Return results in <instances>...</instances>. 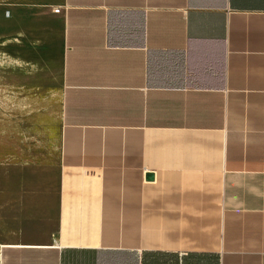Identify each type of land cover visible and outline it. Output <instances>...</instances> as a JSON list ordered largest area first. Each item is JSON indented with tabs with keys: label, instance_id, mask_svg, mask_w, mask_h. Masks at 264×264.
Returning <instances> with one entry per match:
<instances>
[{
	"label": "crops",
	"instance_id": "1",
	"mask_svg": "<svg viewBox=\"0 0 264 264\" xmlns=\"http://www.w3.org/2000/svg\"><path fill=\"white\" fill-rule=\"evenodd\" d=\"M9 20L63 89L57 161L0 168V264H264V0Z\"/></svg>",
	"mask_w": 264,
	"mask_h": 264
},
{
	"label": "rangeland",
	"instance_id": "2",
	"mask_svg": "<svg viewBox=\"0 0 264 264\" xmlns=\"http://www.w3.org/2000/svg\"><path fill=\"white\" fill-rule=\"evenodd\" d=\"M38 1L0 0V168L49 166L58 157L63 89L59 66L56 62L46 70L30 50L10 48L15 27L9 20L10 3Z\"/></svg>",
	"mask_w": 264,
	"mask_h": 264
},
{
	"label": "water",
	"instance_id": "3",
	"mask_svg": "<svg viewBox=\"0 0 264 264\" xmlns=\"http://www.w3.org/2000/svg\"><path fill=\"white\" fill-rule=\"evenodd\" d=\"M147 178H148V179L153 178V174H152V173L147 174Z\"/></svg>",
	"mask_w": 264,
	"mask_h": 264
}]
</instances>
